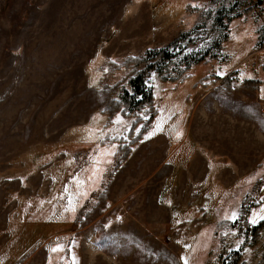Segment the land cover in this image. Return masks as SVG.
<instances>
[{"label": "rangeland", "instance_id": "374dc122", "mask_svg": "<svg viewBox=\"0 0 264 264\" xmlns=\"http://www.w3.org/2000/svg\"><path fill=\"white\" fill-rule=\"evenodd\" d=\"M254 1L0 0V264H264ZM144 56L155 112L131 129L101 111L131 70L104 72Z\"/></svg>", "mask_w": 264, "mask_h": 264}, {"label": "trees", "instance_id": "16d2710c", "mask_svg": "<svg viewBox=\"0 0 264 264\" xmlns=\"http://www.w3.org/2000/svg\"><path fill=\"white\" fill-rule=\"evenodd\" d=\"M255 7L262 6V0H255L254 1ZM249 8L252 10H256V8ZM159 58H162V50H160ZM145 62L146 64L141 65L139 70H136V66L142 64ZM153 62L151 60H148V56L144 57H133V58H127L122 64L120 65H110L108 68H106L104 73H115L118 68L122 67L125 69H130L131 74L127 77V86L120 89L119 95L112 94L108 100L105 103V106L102 107L103 112L109 111L110 114L120 113L124 117H130L132 118L131 122V129L139 123V121L142 120L143 116L150 113V116L153 115L155 112L154 108V96L150 89L145 88L144 81L145 76L149 73V71L152 69ZM217 78L215 77L214 80ZM170 80H174V78H170ZM223 82V80H221ZM246 82V81H245ZM249 82L250 80H247L246 83L248 85L252 86ZM228 91L230 90L229 86L225 87ZM131 135V133H129ZM118 145L115 149V152L113 154L112 158V166L109 168L108 174L105 176L106 179L109 178L112 175V172L127 158L129 153L131 152V147L136 143V138L132 137V140H129L128 143H121V138L118 140ZM75 162L78 163L79 155L78 153H74ZM105 187V183H102L100 185V188L97 190H92L88 194L87 198L83 201V203L79 206L77 209V212L75 214L74 219L72 220L71 226L76 227V225L80 222V220L83 218V216L87 213V211L91 208L93 205V202L96 201L99 197V195L102 192V189ZM259 224H264L263 221L259 222ZM254 229L258 228V225L253 226ZM48 233H43L39 236H36L33 238L32 242L28 243L27 245H24L19 250H16L14 253L15 257L27 250L33 242L40 238V237H46ZM219 255V254H218ZM217 262H220V259H215ZM215 261V262H216ZM213 264V262L211 263ZM215 264V263H214Z\"/></svg>", "mask_w": 264, "mask_h": 264}, {"label": "snow or ice", "instance_id": "6c2138e0", "mask_svg": "<svg viewBox=\"0 0 264 264\" xmlns=\"http://www.w3.org/2000/svg\"><path fill=\"white\" fill-rule=\"evenodd\" d=\"M262 208H264V205H262L261 206ZM235 212L233 213V215H232V218H235ZM253 222H255L254 220H253ZM56 248H59V247H61L59 244H57L56 246H55Z\"/></svg>", "mask_w": 264, "mask_h": 264}]
</instances>
